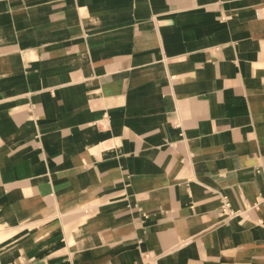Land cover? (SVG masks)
I'll return each mask as SVG.
<instances>
[{"label": "crops", "instance_id": "1", "mask_svg": "<svg viewBox=\"0 0 264 264\" xmlns=\"http://www.w3.org/2000/svg\"><path fill=\"white\" fill-rule=\"evenodd\" d=\"M0 264H264V0H0Z\"/></svg>", "mask_w": 264, "mask_h": 264}, {"label": "built area", "instance_id": "2", "mask_svg": "<svg viewBox=\"0 0 264 264\" xmlns=\"http://www.w3.org/2000/svg\"><path fill=\"white\" fill-rule=\"evenodd\" d=\"M223 213H229L230 216L232 215V212H231V207H230V204L228 202H226L223 206Z\"/></svg>", "mask_w": 264, "mask_h": 264}]
</instances>
